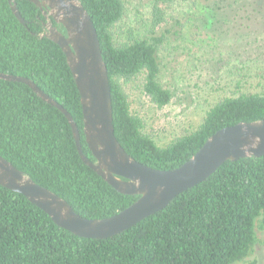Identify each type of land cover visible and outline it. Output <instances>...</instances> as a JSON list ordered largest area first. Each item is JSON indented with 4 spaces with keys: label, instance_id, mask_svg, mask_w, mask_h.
<instances>
[{
    "label": "trees",
    "instance_id": "trees-1",
    "mask_svg": "<svg viewBox=\"0 0 264 264\" xmlns=\"http://www.w3.org/2000/svg\"><path fill=\"white\" fill-rule=\"evenodd\" d=\"M16 1L27 25L17 19L8 0H0V72L30 78L65 107L79 127L85 154L95 161L85 139L80 93L66 55L58 44L41 36L42 10L29 0ZM80 1L97 29L108 68L115 134L139 162L175 169L218 130L264 119V90L258 91L249 81L235 82L232 71L237 66H232L227 83L217 89L224 95L202 122L160 145L146 133L144 119L132 113L127 85L142 77V91L158 108L171 104L172 92L159 82L160 52L172 33L167 10L177 0H151L142 31L119 30L126 13L124 0ZM226 1L205 6L207 18L201 23L214 26ZM235 4L255 5L259 14L264 11V0H229L236 21H250L252 13L244 17L243 7ZM228 21L223 18L224 25ZM177 23L182 30L184 25ZM235 24L227 51L232 60L248 54L241 51L244 45L253 47L258 41L241 21ZM0 155L64 198L84 218L110 217L139 198L118 192L83 162L72 127L59 109L28 85L3 79ZM260 217L264 225V155L227 161L163 210L106 239L73 234L25 196L0 185V264H235L250 254Z\"/></svg>",
    "mask_w": 264,
    "mask_h": 264
},
{
    "label": "water",
    "instance_id": "water-1",
    "mask_svg": "<svg viewBox=\"0 0 264 264\" xmlns=\"http://www.w3.org/2000/svg\"><path fill=\"white\" fill-rule=\"evenodd\" d=\"M39 8L50 7L51 15L67 31L52 22L41 34L58 44L66 55L80 93L84 134L95 157L83 150L81 134L70 112L28 77L0 72V79L28 85L42 100L59 109L68 119L83 162L122 194L139 198L124 210L102 219L79 215L64 198L36 183L0 155V185L22 194L47 213L60 227L90 239H106L136 226L163 210L182 192L198 185L227 161L264 155V119L239 122L211 135L200 150L175 169L147 166L129 155L117 139L108 68L92 18L80 0H29ZM17 19L27 25L17 1L8 0Z\"/></svg>",
    "mask_w": 264,
    "mask_h": 264
},
{
    "label": "rangeland",
    "instance_id": "rangeland-1",
    "mask_svg": "<svg viewBox=\"0 0 264 264\" xmlns=\"http://www.w3.org/2000/svg\"><path fill=\"white\" fill-rule=\"evenodd\" d=\"M124 1L126 13L118 24L119 30L134 28L142 31L151 0ZM213 1L177 0L168 7L167 27L172 33L160 52L159 82L172 92L171 104L158 108L142 91V77L127 85L132 113L144 119L146 133L160 145L168 144L177 135L195 129L202 122L211 105L224 95L217 89L227 83L232 66H237L232 71L235 82L249 81L258 91L264 90V55L261 54L264 53V11L259 14L254 10H259L255 5L235 4V7H243L244 17L252 13L250 21H236L227 0L224 6L219 7L215 25L210 28L201 23V19L206 17L205 6L213 4ZM224 17L229 20L226 25L223 24ZM178 21L184 25L182 30H179ZM240 21L247 33H253L252 39L258 41L253 47L243 46L241 51L248 52L243 56L246 60L243 57L232 60L227 51L233 44L235 22ZM252 263L264 264L262 217L255 223V243L250 254L235 264Z\"/></svg>",
    "mask_w": 264,
    "mask_h": 264
},
{
    "label": "flooded vegetation",
    "instance_id": "flooded-vegetation-1",
    "mask_svg": "<svg viewBox=\"0 0 264 264\" xmlns=\"http://www.w3.org/2000/svg\"><path fill=\"white\" fill-rule=\"evenodd\" d=\"M41 9V8H40ZM42 14L45 18V20H42V27H43V33L48 31L47 28V24L49 22H52V24L58 28L61 32H63L66 36H67V31L66 29L63 27L62 24L58 23L57 21H55V19L53 18V16L51 15V8L50 7H43L42 9Z\"/></svg>",
    "mask_w": 264,
    "mask_h": 264
}]
</instances>
